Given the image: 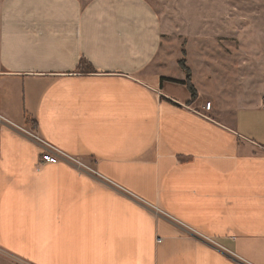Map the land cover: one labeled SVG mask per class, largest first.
<instances>
[{
    "label": "crops",
    "instance_id": "0c3cea01",
    "mask_svg": "<svg viewBox=\"0 0 264 264\" xmlns=\"http://www.w3.org/2000/svg\"><path fill=\"white\" fill-rule=\"evenodd\" d=\"M212 25L192 41L221 75L204 103L161 83L186 76L165 74L173 54L147 0H3L5 260L264 264V36L248 47L246 28Z\"/></svg>",
    "mask_w": 264,
    "mask_h": 264
},
{
    "label": "rangeland",
    "instance_id": "374dc122",
    "mask_svg": "<svg viewBox=\"0 0 264 264\" xmlns=\"http://www.w3.org/2000/svg\"><path fill=\"white\" fill-rule=\"evenodd\" d=\"M91 0H82V2H89ZM152 7L159 14L160 18L166 26V38L164 41V50L166 49L168 55H172L171 61L166 69L167 75L174 77H187L186 71L181 67L174 57H187V64L194 70L193 83L196 89L201 91V102L208 100L209 87L212 84L221 86L218 82V77L221 75H213V73L206 74L207 70L203 63L205 58L195 45L192 43L196 36L204 33L207 30V24L213 23L214 33L222 34L224 31L227 34H234L235 30H245L246 37L251 41H247L248 47L254 45V39L258 43L261 42L264 36V0H147ZM3 0H0V8ZM213 21V22H212ZM230 22L229 24H227ZM212 25V26H213ZM229 25V26H228ZM184 26V27H182ZM193 29L195 32L191 41L180 33L183 29ZM211 28V29H210ZM213 27H209L211 32ZM209 33V32H208ZM212 33V32H211ZM254 38V39H253ZM191 42V43H190ZM189 46H188V44ZM186 45L188 47H186ZM199 51V53H198ZM185 52V54H184ZM184 54V55H182ZM214 67L211 72L220 73L219 67ZM221 70V69H220ZM192 77V76H191ZM229 81H232V77ZM247 77H258L256 74H247ZM211 84V85H210ZM175 93L180 96H187L190 94L187 86L176 85ZM199 97V92L198 96ZM0 264H24L12 259H6L0 255ZM0 257V258H1Z\"/></svg>",
    "mask_w": 264,
    "mask_h": 264
},
{
    "label": "trees",
    "instance_id": "16d2710c",
    "mask_svg": "<svg viewBox=\"0 0 264 264\" xmlns=\"http://www.w3.org/2000/svg\"><path fill=\"white\" fill-rule=\"evenodd\" d=\"M185 54V52H184ZM85 61L82 62L81 65H83ZM179 64L181 65V67L186 71L187 73V77L185 80H178V79H175V78H171V77H166V76H162L161 77V83L163 84L164 81H172V82H176V83H180V84H184L187 86V88L189 89L190 93H191V97H192V100L191 101H194L197 96H198V92H197V89L194 85V83L192 82V75H191V69L190 67L186 64V59L185 58H182L179 60ZM88 65V64H87ZM89 66V65H88ZM91 67V65H90ZM92 69V67H91ZM90 68H88V70H84L82 68V66L80 67V70L81 72H84V73H88L91 71ZM190 101V102H191Z\"/></svg>",
    "mask_w": 264,
    "mask_h": 264
},
{
    "label": "built area",
    "instance_id": "2783aa9c",
    "mask_svg": "<svg viewBox=\"0 0 264 264\" xmlns=\"http://www.w3.org/2000/svg\"><path fill=\"white\" fill-rule=\"evenodd\" d=\"M212 106V102L208 101L206 103V108L210 109ZM35 138H37L40 142H42L47 149L43 150L41 153L42 161L47 163H58L60 161V156L64 155V153L57 148L56 146L46 142L43 138L38 136L35 133H32ZM78 162L82 163L80 160Z\"/></svg>",
    "mask_w": 264,
    "mask_h": 264
}]
</instances>
